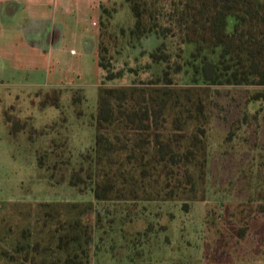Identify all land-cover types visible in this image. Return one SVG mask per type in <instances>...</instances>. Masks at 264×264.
I'll list each match as a JSON object with an SVG mask.
<instances>
[{
    "label": "rangeland",
    "instance_id": "374dc122",
    "mask_svg": "<svg viewBox=\"0 0 264 264\" xmlns=\"http://www.w3.org/2000/svg\"><path fill=\"white\" fill-rule=\"evenodd\" d=\"M87 3L44 0L40 21L25 12L35 6H10L13 12L0 6V214L3 206L26 202H90L94 241L101 251L113 248L118 257L142 252L137 264H264V97L246 102L247 94L264 93V86L212 85L194 92L209 112L204 137L207 171L205 181L196 183L198 199L185 207L182 200L97 202L91 191L67 183L80 153L94 142L98 86L127 85L133 79L125 73L102 82L98 41L106 48L113 72L124 61V67H134V53L146 43H135L134 51L121 45L120 28L127 30L133 23L125 0L93 1L92 21L85 20ZM74 19L88 29L93 22L95 37L88 29L90 36L82 31L74 36ZM45 22L63 35L57 44L62 56L50 55L52 70L57 68L54 72L61 76L59 84L45 83L44 72L30 67L31 61L40 60V48L48 53L53 46V34L40 44ZM90 42L91 50L96 43L92 57ZM151 44L149 39L145 46ZM42 153L45 165L39 166L37 155ZM147 226L157 229V236L148 233L127 251L125 241ZM109 256L107 252V264L114 261Z\"/></svg>",
    "mask_w": 264,
    "mask_h": 264
},
{
    "label": "trees",
    "instance_id": "16d2710c",
    "mask_svg": "<svg viewBox=\"0 0 264 264\" xmlns=\"http://www.w3.org/2000/svg\"><path fill=\"white\" fill-rule=\"evenodd\" d=\"M125 1L133 23L119 30L122 47L134 51L135 43L149 39L152 44L140 45L134 67H124V61L113 72L98 41L102 82L125 73L133 79L98 86L94 142L80 153L67 183L91 191L97 202L182 200L185 207L198 199L196 183L205 181L207 171L209 112L194 92L212 85L264 86V0ZM98 23L103 25L101 17ZM246 97L247 103L258 101L264 93ZM50 104L59 106L51 99ZM45 156L37 155L39 166ZM3 209L0 264H107V252L114 264H137L143 256L136 250L122 257L113 248L101 251L90 202H26ZM157 231L151 226L136 231L125 241L127 251Z\"/></svg>",
    "mask_w": 264,
    "mask_h": 264
},
{
    "label": "crops",
    "instance_id": "0c3cea01",
    "mask_svg": "<svg viewBox=\"0 0 264 264\" xmlns=\"http://www.w3.org/2000/svg\"><path fill=\"white\" fill-rule=\"evenodd\" d=\"M43 1H41V0H0V6L4 5V6H8L9 8H10V6H19V5H22V6L23 5L24 6H35V7H32V8H29L28 10L25 9V12L27 14L32 13L33 14L32 18L37 19V21H40V19L42 18V16H40V4ZM53 1H56V0H53ZM93 1H95V0H88L87 4H88V6H89V8L91 10L88 9L87 5H86V9H87L86 12H88L89 14L85 18V20H89L90 19V21H92V15L93 14L95 15V11H93V9L91 8V5L93 4ZM14 9L10 8L7 11H10V12L12 11L13 12ZM39 16H40V18H39ZM50 16H51V12L47 11V20H49ZM10 20H13V18L8 19V23H10ZM74 20L75 21H74V24H73V27H72L73 28L72 30L74 31V36H77V32H79V31H82V33L86 32V34L88 36H90L88 34V32H87L88 28L84 27L83 21L81 22L80 19H74ZM88 31L95 37L96 30H95L93 22L91 23V26L88 29ZM52 34L55 35L56 37H55V39L52 42L53 46L51 47V51L47 53V52H44V50H41V48H40V52H41L40 53V60L36 58L37 60H34L33 62L31 61V66L30 67H31V69L36 68L37 71L40 68V71L44 72L43 75L44 74L46 75L45 76V81H46L45 83H47V84H59L60 80H61V76H60L59 73L54 72V70H57V68H54L52 70L51 61H53V59H52V57H50V55L52 56V53H56V55L62 56V53H61L62 49L58 48L57 44H58L59 38L62 37L63 35H61L60 29L58 27H55V25H53V24L52 25H48V22H45V24L43 25V28L40 27V44L44 45L45 43H47L46 40H44V38L51 37ZM95 41L96 40L94 38V42ZM92 46L93 45L91 43V45L89 46V51H91V54H90L91 57H92V55H93V53L95 51L96 43H95L94 48L91 50ZM28 51H30V50L28 49ZM31 52H35V51H31ZM36 52H38V51H36ZM68 52L70 54H72V53L76 54V52L73 49H70ZM40 61L42 62L41 65H40Z\"/></svg>",
    "mask_w": 264,
    "mask_h": 264
}]
</instances>
